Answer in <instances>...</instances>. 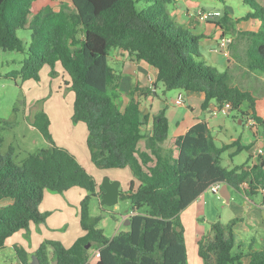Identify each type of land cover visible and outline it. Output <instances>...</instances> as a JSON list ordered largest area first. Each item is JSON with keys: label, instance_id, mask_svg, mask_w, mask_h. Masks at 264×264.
<instances>
[{"label": "trees", "instance_id": "obj_1", "mask_svg": "<svg viewBox=\"0 0 264 264\" xmlns=\"http://www.w3.org/2000/svg\"><path fill=\"white\" fill-rule=\"evenodd\" d=\"M38 1L0 0V48L27 53L22 68L9 76L39 80L45 66L54 74L60 65L75 95L72 120L88 129L91 161L103 169L129 168L138 183L132 181L120 191V199L131 203L129 229L106 236L98 227L101 217L90 213L92 197L101 201L104 188L70 150L54 142L49 116L40 110L34 126L50 147L17 163L11 148L2 152L0 132V249L15 233L46 221L48 212L40 210L46 190L62 193L80 187L88 192L80 202L84 235L70 247L55 240L43 242L36 251L41 264H188L182 211L218 182L238 190L247 184L246 195L259 193L264 189V156L254 165H223L225 152L235 148L233 157L251 146L239 140L218 145L204 121L177 137L174 148L164 149L170 127L165 110L155 115L152 133L145 135L149 114L135 95L121 106L119 75L108 63L109 51L119 48L153 67L155 84L163 83L167 90L202 92L204 108L212 100L220 105L230 102L232 110L242 114L251 110L264 125L257 97L236 84L230 72L237 64L264 77V6L243 0L252 9L243 19L255 20L258 26L237 33L229 44L230 66L219 72L198 60L201 37L168 16L166 4L172 0H71L73 6L60 8L48 0L35 9ZM140 2L146 7L140 8ZM229 16L223 14L216 25L234 29ZM18 29L31 31L28 46ZM243 39L249 40L246 46ZM247 102L250 109L244 110ZM236 223V219L213 223L210 233L198 241V254L205 262L213 253L215 264H264V232L260 243L255 238L245 241L238 236ZM94 246L100 255L91 262L89 250ZM15 250L21 264H29L26 248L16 244Z\"/></svg>", "mask_w": 264, "mask_h": 264}, {"label": "rangeland", "instance_id": "obj_2", "mask_svg": "<svg viewBox=\"0 0 264 264\" xmlns=\"http://www.w3.org/2000/svg\"><path fill=\"white\" fill-rule=\"evenodd\" d=\"M185 1L186 0H172L170 3L166 4L168 16L178 23H180V20L178 21L175 14L182 13L191 4L194 5L192 7L194 11L197 9H204L206 11H220L222 14L226 12L231 13L232 15L230 14L229 18L232 17V23L235 27H238L239 23L244 25V22L247 20L243 19V17L248 12L252 11L251 7L245 4L243 0ZM257 1L264 6V0ZM47 2L48 0H39L35 3L34 8L40 9ZM63 4L73 6L71 0H53L51 2V5L55 8H60ZM139 7L145 8L146 3L140 2ZM213 19L220 20V17H215ZM180 24L182 25V23ZM204 24L207 25V23ZM247 25L248 27H252V29L256 28L255 24L249 25L247 23ZM210 27H213L215 30L211 35L214 39L218 26L213 24ZM17 33L28 46L31 38V31L29 29H18ZM229 33L230 32L227 33L228 36L231 34ZM217 39H219L218 43H212L207 47L200 46L198 60H204L207 65L216 68L219 72H224L228 69V56L225 55L220 48L219 43L221 38L218 36ZM246 42L248 43L249 40L243 39L241 41L243 44L242 46H246ZM116 51H120L119 48H112L109 51L110 57ZM124 52L127 53L126 51ZM26 57V52L6 51L0 48V132L4 137L2 152L6 153L11 148L13 150L14 160L19 163L29 153L50 147L49 141H47L42 133L34 126L35 113L43 110L47 113L52 122L50 132L54 142L56 141L55 143L64 146V148L65 146L68 148H76V151L80 154V159H82L81 162L88 167V170L95 177L98 185H102L105 177L108 176L111 180L120 181V191L127 190L129 185H127L126 182L131 176V172L128 168L103 169L91 163L89 149L84 141L82 130L81 128H77L73 120L70 119L73 114L74 92L71 86H69L68 89L66 83L67 77L63 74L60 65L56 66L57 72L54 74H52L50 67L45 66L40 74L39 80L30 79L23 81L21 77L14 79L9 76V73L22 68ZM110 57H108L109 65L111 64ZM232 65L230 72L233 75V81L255 94L258 100L257 110L259 115L264 118V77H261L257 73H251L237 64ZM181 90L182 89L167 90L162 83H159L157 92L160 98H165V96H167L170 100H176L178 98L177 94ZM182 91L185 93L184 90ZM170 92H172L171 95L168 94ZM247 105H249V103ZM232 112L236 114L239 113L234 110ZM226 118L228 123H233L232 117ZM78 124L81 125V127L84 125L83 122H78ZM235 125L239 132L241 131L240 135L243 137L249 135L247 128L238 124ZM257 125L260 126V134L264 137V125L259 124L258 121ZM261 142L263 145L264 141ZM258 147L259 146L255 149H258ZM260 155L264 156V154ZM248 158L249 151L247 149H244L233 157H230L228 153L225 152L222 155V163L227 167H233L234 165L245 163ZM247 187H245V190ZM79 189L84 191V195L88 193L80 187ZM229 190L231 194L229 200H227L222 196L221 192L213 193L208 189L195 202L182 211L181 220L185 228L188 264H215V255L213 253L207 262L198 254V241L210 233L213 223L228 224L236 219L237 223L235 225V230L241 239L248 241L255 238L257 243L261 242V237L264 232V205L262 196L264 193L260 191L256 194H250L247 197L245 191L242 189L238 190L230 187ZM48 192L62 194V196L70 202L68 203L69 212L60 211L63 208L61 204H56V202L46 199L41 206H44V208H51L49 209L51 227L48 229L42 227L41 230L37 228L35 234H31L29 229L23 230V232L19 234V237L16 236V239H20L27 247L31 244L37 246L34 251L28 250L29 264L32 262L33 256H36V251L43 242L47 240L62 242L64 238L63 241L69 244L78 236V231L81 229L79 220L80 202L77 204L75 203V205L71 204L74 202L72 199H68L66 192L60 193L46 190L45 194ZM56 205L59 206V211L54 208ZM72 210L75 211L73 212ZM130 212L131 203L128 199H120L119 202L113 206L101 205L97 197H92L90 202L91 216L101 217L98 227L103 228L104 234L110 238L119 231L129 229L122 221V217ZM63 218H67L68 221L66 220L62 223ZM41 224H44V222L40 223V225ZM12 241H10V243H12ZM10 243L0 249V264H17L19 262L15 247ZM95 248L96 246L89 250L90 257ZM50 253H52V248L48 246V254ZM97 258V256L93 257L91 262H95Z\"/></svg>", "mask_w": 264, "mask_h": 264}, {"label": "crops", "instance_id": "obj_3", "mask_svg": "<svg viewBox=\"0 0 264 264\" xmlns=\"http://www.w3.org/2000/svg\"><path fill=\"white\" fill-rule=\"evenodd\" d=\"M185 2H188V0H186ZM190 2H192V1H190ZM193 6L194 5L191 4L189 7H187V9L185 11H183L182 13H179V14H175V15H176V18H178V21L180 20V23H182V25H184L189 31H191L192 33L199 35L201 37L200 38V46L202 45V47H207L208 45H211L212 43H215V42L218 43V41H219V39H217L218 36L220 38L225 36L227 38H230L231 41L233 40V42H234V40H236L237 33L239 31H246V29L247 30H253L254 29V28L252 29V27H248L247 23L249 25L255 24L256 28L258 26L257 21H255V20H247L246 22H244V25H241L239 23V26L238 27L234 26V29H232L231 31H229V30L225 31L218 26V28H220V29L217 28L216 37L213 39L211 35L213 34V32H215V30L213 29V27L211 28L210 26L213 24H215V26H217L216 22L218 20L213 19L210 22L209 21L208 22L198 21L191 14L194 11L192 8ZM229 19L232 20V17H230ZM204 23H207V25H205ZM228 32L231 33V34L229 33L230 34L229 36L227 34ZM119 50L120 51H116L111 57H110V55H108V57L111 58V64L110 65L113 67L114 71L119 75V81H120L119 82V84H120L119 88L121 91L120 103H121L122 107H125V105L129 102L132 95H135V97L137 99H139V101L141 102V107L144 110L145 114H149V117L147 118V122L143 126V132L145 135H148V134L150 135L152 133V125H153V120H154L155 115L158 114L161 110H165L166 116L168 117V120H169L170 127H169L168 138L162 144V147L164 149H167L170 147L174 148L175 147V141H176L177 137L186 134L189 131V129L191 127H193L195 124L204 121L205 123H207L209 133L215 138V141L217 142L218 145L229 144V143H232L233 141L239 140L242 145H244V146L250 145L251 146L250 149L248 150L249 151V158L246 160L245 163H247L248 165H254L255 163L258 162L260 154H264V144L262 145V142H261V141H264V137H262L260 134V130H259L260 126L257 125L256 128H251L248 126L246 114H242V113L236 114V113L231 111L230 114L227 116L222 115V114L214 115L213 111L218 106V103L215 100H212V101H210L209 105L206 108H204L203 104L205 101V95L202 92H192V91L184 90L185 93H183L182 90L179 91L177 94V97L180 94H182V95L184 94L183 95L184 103L182 105H177L175 103V100H170L169 97H167V96H165V98H160L158 96V92H157L159 83L155 84L156 70L153 67H151L150 65H148L147 63H145L144 61L137 60L133 55L129 54L128 52L125 53L121 49H119ZM227 56H228V61H229V65H228V67H229L230 66V56L229 55H227ZM232 66L233 65H231L230 67L232 68ZM63 74H65V76L67 77L66 73L63 72ZM67 80H68V77L66 79V83H67V85H68L67 87L69 89V86H71V85L69 84V82ZM171 93L172 92H170L168 94L171 95ZM74 99H75V95H74ZM74 99H73V104H74ZM243 109L244 110L247 109V104H245L243 106ZM226 117H232L233 123H228ZM70 119L72 120V116ZM235 124H238V125H241V126H244L245 128H247L249 131V135L246 137H243L242 135H240L241 131L239 132V130ZM75 126H77V128H81L82 133L84 135V141L86 142L87 137H88V129H87L86 124L84 123V125H82V127H81V125H79L78 123L77 124L75 123ZM51 127H52V125L50 124V128ZM142 143H143V147H144L145 146V140H143ZM86 144H87V142H86ZM57 145L61 146L59 144H57ZM257 146H259L258 149H255ZM61 147H64V146H61ZM65 148L70 150L76 156V158L82 164V166L84 168H86V170L88 172H90L88 170V167L81 162L82 159H80V154L76 151V148H74V147L68 148L66 146H65ZM234 150H235V148H232L229 151H227L228 155L230 156V153L233 152ZM256 152H260V153L256 154ZM86 153H87V151H86ZM175 153L176 154L178 153L177 150L175 151ZM91 163L93 164V162H91ZM128 170L131 172V170L129 168H128ZM132 181H135V183L137 185L138 182L131 172V176L128 178V180L126 182L127 185L130 186ZM129 186H128V188H129ZM245 187H247V185L244 184V185H242L241 189L244 191ZM229 188H230V186H227L226 189L223 188V191H224V193L228 194L230 197L231 193H230ZM65 192L68 196V199L73 200L74 203H71L73 205H75V203L77 204V203L81 202L83 197L86 195V194L84 195V191L79 189V187H73V188H71ZM246 196L248 197V195H246ZM262 196H263V194H262ZM63 198L64 197L62 196V194H53V193L48 192L44 195V198H43L41 204L43 202H45L46 199L47 200L49 199L53 202H56V204L62 205L63 208L60 211H62V212L68 211L69 212L68 203H70V202L67 201L65 198L64 199ZM97 198L100 201V198L99 197H97ZM41 204H40L41 211L42 212L47 211L48 217H47L46 221H44V224L40 225V223H39V225H35V223H32L30 225V228H29V232L31 234L32 233L35 234L37 228L39 230H41L42 227H46V229L51 227L50 226L51 216L49 217V213H50L49 209H51V208H44V206H41ZM54 208H56L57 211H59V206L56 205V206H54ZM72 211L74 212L75 210H72ZM79 213H80V208H79ZM130 214H131V212L122 217V221L127 226L129 225L128 224V222H129L128 217L130 216ZM66 220L68 221L67 218H63L62 223H64ZM79 220H80V216H79ZM80 226H81V224H80ZM22 232H23V230L15 233L13 236H11L8 239L6 245H8L10 243V241L13 240L12 243H10V244L13 245L14 247L16 244H20L23 247H25L27 251L29 249L31 251H34L37 246H35L34 244H31L30 246L27 247L25 244H23V242H21L20 239H18V238L16 239V236L19 237V234ZM78 233H79L78 236H76L77 238L75 237L74 240H72L69 244H66L63 241L64 238L62 239V242L61 241L60 242L64 246L70 247L74 244V242L79 237L84 235L85 232H84L82 226H81V229L78 231ZM32 253H34V252H32ZM17 264H21V262L19 261Z\"/></svg>", "mask_w": 264, "mask_h": 264}, {"label": "built area", "instance_id": "obj_4", "mask_svg": "<svg viewBox=\"0 0 264 264\" xmlns=\"http://www.w3.org/2000/svg\"><path fill=\"white\" fill-rule=\"evenodd\" d=\"M198 21L200 22H207L209 20H212L215 17H221L223 14L220 11H212V10H203V9H197L196 11H193L191 13ZM231 42L230 38H227L225 36H223L220 39V48L223 50V52L225 53V55H229V44ZM175 103L177 105H182L184 103V97L182 94H180L178 96V98L175 100ZM233 111L232 110V105L230 102H224L222 105L218 104V106L216 107V109L213 111L214 115L217 114H222V115H229L230 112ZM247 115V124L249 127L251 128H256L257 126V121L256 119L252 116V111L249 110ZM260 152H256V154H259ZM222 183L218 182L213 184L210 187V190L213 193H219L221 188H222ZM261 191L264 193V189H261ZM100 255V251L99 249H95L92 256L90 257L89 261H91V259L95 256H99Z\"/></svg>", "mask_w": 264, "mask_h": 264}, {"label": "water", "instance_id": "obj_5", "mask_svg": "<svg viewBox=\"0 0 264 264\" xmlns=\"http://www.w3.org/2000/svg\"><path fill=\"white\" fill-rule=\"evenodd\" d=\"M120 186L121 183L118 180H111L110 177H105L103 183H102V187L104 188L105 192L103 193L102 197H101V205L103 206H113L115 204H117L120 200ZM228 185L224 184L222 185V188L220 190L222 196L224 198H226L227 200H229V195L224 193L223 188L226 189ZM130 223V221L128 222V224ZM90 247V244L87 246ZM57 263V261H55V264ZM30 264H41L40 259L38 258V256H33V260Z\"/></svg>", "mask_w": 264, "mask_h": 264}]
</instances>
